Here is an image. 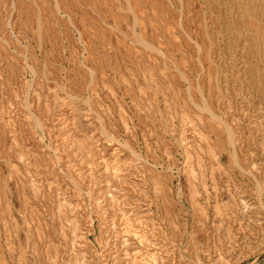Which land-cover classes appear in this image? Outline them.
<instances>
[{
  "label": "rangeland",
  "instance_id": "1",
  "mask_svg": "<svg viewBox=\"0 0 264 264\" xmlns=\"http://www.w3.org/2000/svg\"><path fill=\"white\" fill-rule=\"evenodd\" d=\"M264 0H0V264H264Z\"/></svg>",
  "mask_w": 264,
  "mask_h": 264
},
{
  "label": "water",
  "instance_id": "2",
  "mask_svg": "<svg viewBox=\"0 0 264 264\" xmlns=\"http://www.w3.org/2000/svg\"><path fill=\"white\" fill-rule=\"evenodd\" d=\"M262 257H264V253L259 257V259H261Z\"/></svg>",
  "mask_w": 264,
  "mask_h": 264
}]
</instances>
